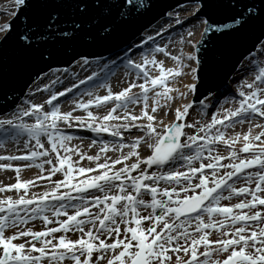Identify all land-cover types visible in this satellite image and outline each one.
I'll list each match as a JSON object with an SVG mask.
<instances>
[{"label": "snow or ice", "instance_id": "1", "mask_svg": "<svg viewBox=\"0 0 264 264\" xmlns=\"http://www.w3.org/2000/svg\"><path fill=\"white\" fill-rule=\"evenodd\" d=\"M11 2V18L0 23V100L12 109L0 117V149L11 143L16 152L0 153V171L14 173V182H0V264H264V0H193L199 38L188 31L177 54L155 45L140 62L128 53L153 36L121 48L135 78L118 91L106 82L115 60L68 45L113 41L150 0ZM233 48L250 75L235 77L236 95L223 101L230 106L210 120L178 122L194 103L217 106V79ZM93 65L98 71L80 79L77 70ZM86 82L91 87L81 89ZM26 86L29 99L17 104ZM38 93L47 98L34 102ZM66 94L65 110L58 98ZM161 111L173 119L165 122ZM244 123L247 131L227 134ZM72 128L112 139L91 140L88 154L65 131Z\"/></svg>", "mask_w": 264, "mask_h": 264}, {"label": "water", "instance_id": "2", "mask_svg": "<svg viewBox=\"0 0 264 264\" xmlns=\"http://www.w3.org/2000/svg\"><path fill=\"white\" fill-rule=\"evenodd\" d=\"M150 3L152 4L150 10L144 13L141 17L136 18L131 24L120 27L117 30L116 37L113 41H105L100 39L85 41L81 39L72 42L70 45H68V47H71L76 52H98L104 57H110V55L115 57L119 56V59L121 60L124 58V53L120 52L121 48H125L130 43L137 41L139 37L143 36L146 33V35H148L151 30H155L151 32V34L156 35V33L159 32L161 28H164V23L166 22V20H164V17H166V13L174 12L176 9H178V6L184 7L188 5V9H190L191 6L194 5L193 0H150ZM69 11L70 9L68 7L64 8L65 14H67ZM174 21L175 20L171 21L170 23L175 24ZM63 48L64 46H61L56 49L57 55L63 54ZM106 48H108L109 50L104 51ZM147 51H149V49H147L146 52ZM240 51L241 49L239 48L231 49L223 72L217 79V83H220L221 80L223 81L220 90L224 88V85H227V83L229 82L228 80H230V78L235 75L239 65L237 57L239 56ZM218 52L223 53V48L221 47ZM129 55L128 58L131 59V56ZM8 56L10 61L15 60V53L12 50H9ZM234 61H237L235 67L232 66ZM69 64H71V61H69ZM63 67H68V64L63 65ZM116 67L120 68L124 67V65L119 66L118 64L116 65ZM224 73L227 74L228 79H224ZM29 84H31V81H29ZM27 92L28 87L26 86L23 92L18 93L21 99H18L16 101L17 104L19 102H22V99ZM11 111L12 109L4 107L3 100H0V117L10 113Z\"/></svg>", "mask_w": 264, "mask_h": 264}, {"label": "bare ground", "instance_id": "3", "mask_svg": "<svg viewBox=\"0 0 264 264\" xmlns=\"http://www.w3.org/2000/svg\"><path fill=\"white\" fill-rule=\"evenodd\" d=\"M11 2V0L9 1V3ZM11 4V3H10ZM186 8L188 9V5H186ZM194 8V5L193 6H191V9H193ZM179 10H182L181 9V7L180 6H178V9H176L175 11H179ZM8 13H6V14H4V16L1 18V22L0 23H2V22H4L5 20H8V19H10L11 17H10V15H7ZM175 22V21H174ZM169 25H174V27H171V28H169ZM180 27H181V25L179 24V25H176V24H172V23H169V24H166V25H164V28L165 29H167V31L165 32L166 33V35L167 36H169V37H167L165 40H163L162 42H160V43H153V41H149V42H147L143 47H141V48H139V49H133V51L131 52V53H138V52H140V50H145V47H146V49H149V48H151V47H154L153 45H159V46H163V45H165V43L166 42H170L171 40H177V38L179 37V34L180 33H178V31H179V29H180ZM202 30V25H200V28H198L197 29V32L199 33L200 31ZM176 31V32H175ZM160 32V31H159ZM172 32H174L173 34H171ZM198 33L197 34H195L194 35V37H193V41H195L196 39H198L199 38V36H198ZM147 34V33H146ZM146 34H144L143 36H141V37H139L138 38V40L137 41H135V42H132V43H130L127 47H125L124 49H125V51L127 50V48L128 47H132L133 45H138V44H140V41H141V39H146L148 36H153V38H154V40H160V39H162L163 37L162 36H157V35H153V34H151V33H149L148 35H146ZM150 43V44H149ZM148 44V45H147ZM171 47H174V44H172V45H170ZM190 50V48L189 47H185L184 48V52H188ZM122 53V52H121ZM170 53H172V54H174L172 51L170 52ZM106 58V60H105V62H107L108 60H115L116 61V65H118L119 64V66H121V65H124V63H123V59H117V57H115V56H111L110 55V57L109 56H106L105 57ZM257 59H260V57H257ZM136 62H140V60H141V55H137L136 57H135V59H134ZM112 69H118V74H121L122 72H124V73H126V68L125 67H120V68H118V67H113V68H111V70ZM92 70H97L98 71V69H96L95 68V65H93V68L92 69H89V71H87V72H83V71H79V70H77L78 71V74H79V78L80 79H84V77L85 76H87V75H90V72L92 71ZM252 70H254V69H252ZM237 72L238 73H243L244 72V74H246L245 75V79H247L248 77H249V75H250V73L249 72H245V71H243L242 69H241V66H240V64L238 65V68H237ZM111 73L112 72H110V73H108V76L109 75H111ZM101 75V77H103L104 76V74L103 73H101L100 74ZM121 75H123V74H121ZM124 77V78H123ZM133 78H135V75H133V76H128V77H126L125 78V76H122V78L120 79V80H116V81H114V83L112 84V85H110L111 86V88L113 89V91H118V90H120L121 89V85L123 84L124 86H126L123 82L124 81H127V80H130V79H133ZM233 78H234V80H233ZM232 79H230V81H232V82H230V83H228V85H231V87H232V85H234V84H236L237 82H238V80L237 79H235V77H233ZM111 80V79H110ZM102 82H104L103 81V79H100V80H97L96 81V84H100V83H102ZM89 87H91V85H89L87 82H86V84L85 85H81L80 86V88L81 89H87V88H89ZM231 87H230V89H231ZM225 90V88L223 89V90H220V94L218 95V99H217V101H216V105H219V104H221V102H223L224 100H225V98L227 97L228 99L231 97V96H227V94H226V91H224ZM232 90V89H231ZM76 90L74 89L73 90V92H75ZM135 91V90H134ZM103 93H106L105 92V89L104 88H101V87H98L97 89H96V94H99V95H101V94H103ZM66 97H70V96H68L67 94H66V96L65 97H60V98H58L59 99V101L61 102V107H62V109H67L68 107H69V104H68V100L66 101V103L65 102H63V99L64 98H66ZM47 98V93H43V97L41 98V99H33V97L31 98V99H33V101L35 100L36 102H38V101H40V100H42V99H46ZM189 98V97H188ZM24 99H29V97H27L26 95H24V97H23V99L22 100H24ZM85 99H87V97L85 96ZM70 100V99H69ZM19 103H21V102H19ZM18 103V104H19ZM194 105H195V103H194ZM230 106V104L229 103H227V107H229ZM203 109V111H207V110H209V108H202ZM218 109V108H217ZM217 109H215V111H217ZM93 110H96L95 108H93ZM100 111L101 112H103L104 110H102V109H100ZM204 113V112H203ZM173 119V114L171 113V114H168L167 116H165L164 117V120H165V122H169V121H171ZM256 122H259V121H256ZM247 124V123H246ZM245 123L244 124H236V125H234L233 127H230L229 129L230 130H232L233 132H238V131H241V130H248V127H249V125L247 124L246 125ZM65 131L68 133V134H70V135H72V136H74V137H78L79 139H74L73 140V143H76V144H81V141H83V143H90L91 142V138H96V140H99L101 137L103 138V139H105V140H110V139H112L110 136H109V134L108 133H103V134H101L100 136H97V134L96 133H91V134H88V133H84V132H88V131H90V130H88V129H81V128H72V129H65ZM234 134V133H233ZM95 136H97V137H95ZM126 137H127V135H125ZM125 142H127L126 140H125ZM11 150H14L15 152H16V148L11 144V143H6V145H5V149H0V153L1 152H4V151H11ZM113 154V153H112ZM112 156V155H111ZM81 163L82 164H84V165H87L86 164V162L84 161H81ZM10 172V171H9ZM6 174H8V172H5ZM11 174H13L12 172H10ZM2 175V174H1ZM43 183V182H42ZM39 225H41V223L37 220L36 222H34L33 223V226H35V227H39ZM36 228V229H37Z\"/></svg>", "mask_w": 264, "mask_h": 264}, {"label": "rangeland", "instance_id": "4", "mask_svg": "<svg viewBox=\"0 0 264 264\" xmlns=\"http://www.w3.org/2000/svg\"><path fill=\"white\" fill-rule=\"evenodd\" d=\"M9 1L10 0H0V22H1V18L4 16V14H6V13H8L7 15H10V13H11V11L13 10V5H12V2H10L9 3ZM190 4H192V3H190ZM190 6V5H189ZM181 9L182 10H179V11H174V12H171V14L173 15V17H175L177 14L179 15V18L181 19V21L183 22L182 23V25L185 27V26H189L188 28H182V29H180L178 32H180L181 30L183 31L181 34H179V36L180 35H185V38H187V36H186V33L188 32V31H192L193 33H194V35L195 34H197L198 32H197V29L198 28H200V25H202L201 23H200V21H197L196 20V18H194V17H191V16H189V13L192 11V9H190V11H188L189 9H187L186 8V6H184V7H181ZM188 13V14H187ZM186 17H187V19H186ZM164 20H166V22L164 23V25H166V24H168V23H170L171 21H173L174 19H169L168 18V16L166 15V17H164ZM202 27H203V25H202ZM153 31H155V30H151L149 33H151V32H153ZM174 32H172L171 34H173ZM194 35H193V37H194ZM159 36H162L163 38L162 39H160V40H154L153 41V43H160V42H162L163 40H165L167 37H169V36H167L166 35V33L165 32H161V34L159 35ZM193 37H191V39H193ZM178 39H179V37L177 38V40H171L170 42H166L165 44H167V47H168V51L169 52H173L174 54H177L178 53V51L180 50V45L177 43V41H178ZM172 44H174V47H171L170 45H172ZM160 45V44H159ZM164 46V45H163ZM185 47H189V46H187V45H184L183 46V51H184V48ZM152 48V47H151ZM151 48H149V50L151 49ZM148 55H152V53H151V51H149L148 53H147ZM156 55V57H157V59H159V60H164V62H165V65L166 66H171V64H172V62H171V60L168 58V57H165L163 54H160V53H156L155 54ZM135 59V58H134ZM134 59H132L134 62H136ZM121 74H123V75H121ZM121 74H118L117 73V75L114 77V78H112L111 80H108L107 81V83L108 84H110V85H112L113 83H114V81H116V80H120L121 78H122V76H125V78L126 77H128V76H133V75H135V73L134 72H129V75H125V73L124 72H122ZM247 76V75H246ZM124 78V77H123ZM240 79H245V76L244 77H240ZM229 81V80H228ZM239 82V81H238ZM237 82V83H238ZM236 83V84H237ZM235 84V85H236ZM235 85L232 87V89L233 90H231L230 88L228 89V90H224V91H226V94H227V96H231V98H232V96L233 95H236V93H235ZM124 85L122 84L121 85V88L123 87ZM43 93H38L36 96H35V100L36 99H39L38 98V95H42ZM103 94H106V93H103ZM103 94H101V95H103ZM239 97L237 96V99H238ZM189 100H193L194 99V97L193 96H189V98H188ZM34 100V102H36ZM229 100H231V99H229ZM65 103H66V101H64ZM219 106H221V105H219ZM219 106H217V107H212V108H210L209 110H207V111H203V109L201 108V106L199 105V104H195V105H193V108L192 109H190L189 110V114L187 115V116H185L184 117V119H183V121H178V122H187V123H192V122H195V121H205V120H210L211 119V113L212 112H215V109H217ZM222 106L223 107H227V103H223L222 104ZM103 110V109H102ZM93 111H96V110H93ZM204 112V113H203ZM169 114H171V113H169ZM160 117H165L164 116V113H163V111H161V113H160ZM160 117H158V118H160ZM246 124V123H245ZM247 125V124H246ZM186 131H189V132H191V131H193L192 129H186ZM243 131H246V130H241V131H238V132H243ZM255 131V130H254ZM84 133H88V134H91V133H93V132H91V131H88V132H84ZM233 133H235V132H233L232 130H230V129H227V134H229V135H231V134H233ZM94 134V133H93ZM133 134H135V133H133ZM125 135H127V134H125ZM95 137H97V136H95ZM92 140H93V138H91ZM95 139V138H94ZM183 139V138H182ZM74 144H76V143H74ZM89 144V143H88ZM87 143H83V149L82 150H86L87 152H88V154H94V152H95V149H87V145H88ZM77 145H80V144H77ZM221 147H223V146H221ZM8 152H15L14 150H11V151H8ZM141 152H142V155L144 154V151H143V149H141ZM1 153H3V152H1ZM109 155L111 156H113L114 154H112L111 152L109 153ZM84 162V161H83ZM85 162H86V164H88V162L85 160ZM82 164V163H81ZM38 172V169H36V168H33V169H31V170H28V171H24L23 173H22V175H23V177L24 178H29V177H31V176H33L35 173H37ZM2 174V175H1ZM0 182H3V183H5V184H7V183H11V182H14V173L13 174H11L10 172H8V174H6L4 171H0ZM42 183V182H41ZM42 186H43V183H42ZM37 191H39L40 189H36ZM92 191H94V190H92ZM9 194H12V193H9ZM39 221V220H38ZM36 222V221H35ZM40 222V221H39ZM41 223V222H40ZM41 227V225H39V227L37 228V227H35L34 226V228H37V229H39Z\"/></svg>", "mask_w": 264, "mask_h": 264}]
</instances>
